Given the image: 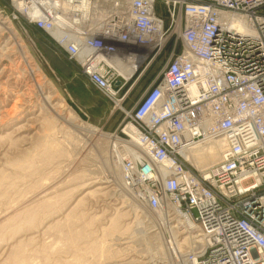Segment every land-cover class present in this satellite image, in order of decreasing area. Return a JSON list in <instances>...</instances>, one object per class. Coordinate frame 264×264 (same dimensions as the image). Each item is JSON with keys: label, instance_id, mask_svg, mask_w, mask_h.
<instances>
[{"label": "built area", "instance_id": "built-area-1", "mask_svg": "<svg viewBox=\"0 0 264 264\" xmlns=\"http://www.w3.org/2000/svg\"><path fill=\"white\" fill-rule=\"evenodd\" d=\"M9 3L11 19L43 31L124 113L123 186L166 226L185 217L192 227L178 228L197 237L168 249L171 264H264V0ZM179 38L181 49L165 52ZM158 58L159 80L129 110L131 88ZM216 141L224 150L211 167L185 156Z\"/></svg>", "mask_w": 264, "mask_h": 264}, {"label": "rangeland", "instance_id": "rangeland-1", "mask_svg": "<svg viewBox=\"0 0 264 264\" xmlns=\"http://www.w3.org/2000/svg\"><path fill=\"white\" fill-rule=\"evenodd\" d=\"M10 12L9 0H0V264H171L156 246L171 227L184 238L191 232L183 235L182 227L190 226L177 219L182 227L176 221L162 227L159 215L122 186L109 136L120 133L124 113L47 35ZM181 46L172 39L165 52ZM165 62L158 58L142 73L125 100L129 110L159 80ZM68 109L77 121L66 120Z\"/></svg>", "mask_w": 264, "mask_h": 264}, {"label": "bare ground", "instance_id": "bare-ground-1", "mask_svg": "<svg viewBox=\"0 0 264 264\" xmlns=\"http://www.w3.org/2000/svg\"><path fill=\"white\" fill-rule=\"evenodd\" d=\"M0 24L2 25L0 27V32L3 30V28L5 27L4 23L3 22H0ZM7 28V27H6ZM10 28V27H8ZM4 43V42H3ZM34 76V75H33ZM18 101V100H17ZM47 103H48V106L53 109L54 108V104H52L51 100L50 99H47ZM69 110V115L70 117H68L66 120H68L70 123H73V121H77L78 119V116L76 115L75 112H73L71 109H68ZM55 111V110H54ZM57 113V112H56ZM57 115V114H56ZM67 115V114H66ZM55 118V117H54ZM62 118V117H61ZM65 119V118H64ZM56 120V119H54ZM79 122V120H78ZM81 126V129L84 131V132H87L88 134L92 135V136H97V134H101L100 133V130L95 127V126H87L85 127L83 124H79ZM78 128V127H77ZM81 133V132H80ZM82 134V133H81ZM85 136V135H84ZM105 136V135H104ZM88 136H86L87 138ZM109 137H111L112 139V148L114 147V150L112 149V152L116 154L117 156V161L119 164H121V156H122V153L121 152H117V147L119 145H123V143L121 142L120 138L117 136V134H111ZM77 141V140H76ZM91 142V141H90ZM80 145V144H79ZM125 145V144H124ZM51 147V146H50ZM98 147V146H97ZM63 148V147H62ZM130 148V147H129ZM48 149V148H46ZM44 150V149H43ZM50 150V149H49ZM224 150V145H223V142L222 141H216V142H210V143H201V144H195L190 150H188L187 152H185V156L190 160L192 161L198 168L200 169H206L208 167H211L212 165L216 164L217 162L220 161L221 159V155H222V152ZM72 151V150H71ZM45 154H47V150L45 151ZM44 154V155H45ZM46 156V155H45ZM4 175V174H3ZM6 176V174H5ZM2 178H5L2 176ZM120 179H121V172H120ZM49 180V179H48ZM2 181V180H1ZM0 181V182H1ZM122 183V181H121ZM123 186V184H122ZM124 187V186H123ZM96 188V187H95ZM98 188V186H97ZM50 203V202H49ZM45 204V202H44ZM48 204V203H46ZM56 204V203H55ZM54 205V204H53ZM46 206V205H45ZM55 206V205H54ZM47 208V206H46ZM48 209V208H47ZM38 210V209H37ZM53 211V210H52ZM51 211V212H52ZM32 212V211H31ZM47 212V211H46ZM177 212V211H176ZM49 213V212H48ZM177 214H179V212H177ZM20 215V214H18ZM30 215V214H28ZM159 215V222H160V225L162 227H165L166 225V220L164 217H162V212H159L158 213ZM28 217V216H27ZM22 219V218H21ZM30 219V218H29ZM177 219L178 220H181L183 222H185L188 226H190V224L187 222V220L185 219V217L183 216H177ZM20 220V219H19ZM25 221V220H24ZM117 224V222H116ZM50 226V225H49ZM116 226V225H115ZM168 227V226H167ZM170 227V226H169ZM192 226H190L191 228ZM172 228V227H171ZM47 230V229H46ZM164 230V229H163ZM168 230V228H167ZM172 231V235H173V238L172 240L174 242H176L175 244L174 243H170V247H168L166 245V241L164 239V241L162 242V245H157L156 248H157V253L162 251V252H165V249H166V253L169 254V250L171 247L170 250H174V251H182L184 250L187 246H190L192 245L193 243H196V239L197 237L195 236H192V235H188V236H184V238H180L179 235L176 233V229L175 228H172L170 229ZM48 233V232H47ZM166 233V232H165ZM178 236V237H177ZM46 241V240H45ZM175 245V247H174ZM45 247V246H44ZM164 247V249H163ZM19 249V247H18ZM25 249V248H24ZM45 249V248H44ZM23 250V249H22ZM46 250V249H45ZM164 250V251H163ZM20 251V250H19ZM24 251V250H23ZM30 251V250H29ZM33 251V250H32ZM41 251V250H40ZM14 254H13V257L11 258L12 261H14L16 263V260H17V254L16 252H18V250H14ZM47 252V251H46ZM26 253V252H25ZM12 254V253H11ZM49 254V253H48ZM26 256V255H25ZM49 256V255H47ZM168 256V255H167ZM40 257V256H39ZM24 258V256H23ZM49 258V257H48ZM9 259V258H8ZM20 259V258H19ZM169 261L171 259V255H169ZM51 260V259H50ZM28 261V260H27ZM30 261V260H29ZM40 261V260H39ZM45 262V261H44ZM168 263V261H166ZM22 263V262H21ZM24 263V262H23ZM26 263V262H25ZM24 263V264H25ZM47 263V262H46ZM29 264V263H28ZM169 264V263H168Z\"/></svg>", "mask_w": 264, "mask_h": 264}, {"label": "crops", "instance_id": "crops-1", "mask_svg": "<svg viewBox=\"0 0 264 264\" xmlns=\"http://www.w3.org/2000/svg\"><path fill=\"white\" fill-rule=\"evenodd\" d=\"M40 31H41V30H40ZM42 32H43V31H42ZM43 33H44V32H43ZM44 34H45V33H44ZM45 35H46V34H45ZM62 61L65 62V63H67V59H65V58H63ZM80 74L82 75L83 78H85V79L87 80V78H86L81 72H80ZM87 81H88V80H87ZM84 85H85L86 89L89 90V91H91V90L94 89L89 83H85ZM96 92L100 94V92H98L97 90H96Z\"/></svg>", "mask_w": 264, "mask_h": 264}, {"label": "trees", "instance_id": "trees-1", "mask_svg": "<svg viewBox=\"0 0 264 264\" xmlns=\"http://www.w3.org/2000/svg\"><path fill=\"white\" fill-rule=\"evenodd\" d=\"M34 27V26H33ZM35 28V27H34ZM36 29V28H35ZM38 30V29H37ZM40 31V30H39Z\"/></svg>", "mask_w": 264, "mask_h": 264}]
</instances>
